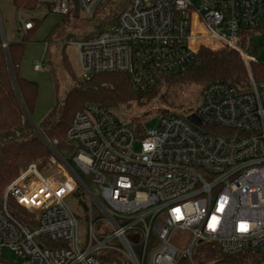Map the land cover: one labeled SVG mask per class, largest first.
<instances>
[{
    "label": "built area",
    "instance_id": "1",
    "mask_svg": "<svg viewBox=\"0 0 264 264\" xmlns=\"http://www.w3.org/2000/svg\"><path fill=\"white\" fill-rule=\"evenodd\" d=\"M101 1L77 0L89 17ZM49 2L68 13V0ZM262 27L264 0H132L77 41L85 79L128 73L142 91L209 46L237 50L250 86L214 80L193 112L149 129L90 103L62 147L36 127L49 157L5 188L0 264H264V72L254 76L242 46Z\"/></svg>",
    "mask_w": 264,
    "mask_h": 264
},
{
    "label": "trees",
    "instance_id": "2",
    "mask_svg": "<svg viewBox=\"0 0 264 264\" xmlns=\"http://www.w3.org/2000/svg\"><path fill=\"white\" fill-rule=\"evenodd\" d=\"M13 2L19 9L33 10L41 0ZM131 2L132 0H102L92 17L95 29H99L104 23L107 26L116 24L119 13ZM68 4L73 10L70 13L78 18L81 12L77 0H68ZM40 22L41 20H34V27L27 31L33 30ZM58 28L59 26L53 32ZM3 42L0 23V206L5 188L21 170L33 162L44 165L49 157L46 145L31 122L38 84L20 74L25 41L7 42V47L3 46ZM242 46L247 52H260V47L254 43L247 44L243 41ZM251 70L258 78L264 72V62L252 61ZM214 80L227 81L241 90L249 88V71L237 50L202 46L192 64L164 75L155 85L142 91L134 89L128 73L96 74L75 84L64 98H58L55 107L37 128L47 140L58 139L62 147L74 113L90 103L117 108L133 101L147 102L158 98L166 106L163 112L155 114L160 116L183 111L186 107L192 110L193 97L200 95L204 87ZM58 86L56 82V88ZM146 119L148 118L133 122L143 126Z\"/></svg>",
    "mask_w": 264,
    "mask_h": 264
},
{
    "label": "rangeland",
    "instance_id": "3",
    "mask_svg": "<svg viewBox=\"0 0 264 264\" xmlns=\"http://www.w3.org/2000/svg\"><path fill=\"white\" fill-rule=\"evenodd\" d=\"M53 4L49 0H41L35 9H19L13 0H0V23L6 41L24 42V53L20 64L21 76L33 80L38 84V95L31 122L38 127L48 113L55 107L57 99L64 98L71 87L80 81L85 80L84 70L81 66L76 42L85 35L98 32L107 27L104 23L99 29H95L93 16L89 17L80 14L75 18L72 13V6L66 14L55 12ZM70 13V14H69ZM41 20V22L31 31H26L24 22ZM59 28L55 30V28ZM261 34L255 36L253 40H246V43H254L260 47L259 54L251 51V57L264 62V27ZM28 37V39L26 38ZM41 69L36 70V63H43ZM56 82L58 87L56 88ZM262 87V86H261ZM201 95L193 97V109L186 107L182 114L193 112L201 102ZM165 105L160 99L151 101L136 102L128 105H119L116 110L123 119L139 121L148 118L143 125L155 128L159 124V116L165 109ZM150 117V118H149ZM138 144L135 148H138ZM80 226L83 230L88 227L86 215L80 219ZM181 245H188V240H183ZM209 252H206V254Z\"/></svg>",
    "mask_w": 264,
    "mask_h": 264
},
{
    "label": "water",
    "instance_id": "4",
    "mask_svg": "<svg viewBox=\"0 0 264 264\" xmlns=\"http://www.w3.org/2000/svg\"><path fill=\"white\" fill-rule=\"evenodd\" d=\"M3 39L6 40L4 33H3ZM190 119H192L194 122H198V119H196L194 115H191Z\"/></svg>",
    "mask_w": 264,
    "mask_h": 264
}]
</instances>
